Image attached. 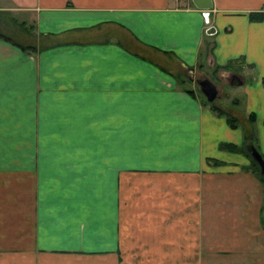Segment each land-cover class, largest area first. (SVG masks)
<instances>
[{"label":"crops","instance_id":"crops-1","mask_svg":"<svg viewBox=\"0 0 264 264\" xmlns=\"http://www.w3.org/2000/svg\"><path fill=\"white\" fill-rule=\"evenodd\" d=\"M210 1L0 0L36 48L0 39V264L245 257L264 232V189L221 148L245 129L167 68L218 69L264 155V18L248 16L264 0ZM239 58L241 72L223 67Z\"/></svg>","mask_w":264,"mask_h":264},{"label":"rangeland","instance_id":"rangeland-1","mask_svg":"<svg viewBox=\"0 0 264 264\" xmlns=\"http://www.w3.org/2000/svg\"><path fill=\"white\" fill-rule=\"evenodd\" d=\"M11 18L16 19L18 22L20 21L19 18L15 17L14 15H12L10 13L0 12V30L2 32L6 31L7 35H9L12 39H14L15 41H17L19 43H23V44L28 43L29 44L31 42V39L28 37L31 36V33L30 32L28 33L26 31L22 30L21 27L19 25H17L16 22L13 21V19H11ZM169 59L172 62L175 61L172 56H169ZM244 66H245V63H243V64L236 63V65L233 66V69L237 72H241L243 70ZM199 69H200L199 66H197V70H199ZM167 72L169 74L173 75L177 85L180 88H182V89H188L189 88L188 89L189 92L194 91L196 93L198 99L204 105H207L210 108H211V105H214L223 111L225 108L230 109V111L233 110L237 114V117H235L233 115L236 118L237 126L240 125L245 129V135L251 134L250 132H253V135H252L253 137H252L251 141L248 140L245 143L244 149L239 150V151L238 150H236V151L232 150V152L233 153H239V154L246 156L250 162L247 167L252 168L253 170L257 169V171H258L259 170L258 165L254 169V166L251 162V159H250L249 154H248L247 149H246L247 145H254L256 147V139H255V131H254V128L252 126L254 121L253 122L250 121V115L245 116L243 114V103H242L243 95H240V92L237 90L233 91L232 86L230 85L229 81L222 79L221 77L218 76V73H219L218 69H213V71H211L210 73L207 72V77L209 79H211V81L217 86V91H218L217 98H215L212 102H209L206 99V97L202 94V92L199 89L198 84L196 83V79H193V77H191L192 79L190 78L191 80L189 79V76H191V74L188 73L185 69H183L181 65L178 64V65H176V67L174 66L173 68L169 66L167 68ZM196 74H200V71L196 72ZM195 77H197V76H195ZM227 113L232 116V114L230 112H227ZM254 118H255V116H254ZM226 150L231 151L230 149H226ZM212 162H211V164H215V165H219V163H221L218 160H215ZM243 169L248 170L258 179V176L255 175V173H253V171H251V169H247L246 167ZM258 172L260 173V171H258ZM263 177H264V175H263ZM258 181H259V179H258ZM260 183H261V181H260ZM261 185L263 186L262 183H261ZM263 189H264V186H263ZM261 220H262V224L264 227V200H263V208H262V212H261ZM247 245H248L249 249H247V252L244 253L245 257L229 259L226 255H230L231 254L230 252L217 251L216 258L214 260H211L212 264H264V232L260 234V232L258 231V233H256L253 236V242L252 243L249 242ZM251 246H253V247H251ZM205 261H207V260H200V264H204Z\"/></svg>","mask_w":264,"mask_h":264},{"label":"trees","instance_id":"trees-1","mask_svg":"<svg viewBox=\"0 0 264 264\" xmlns=\"http://www.w3.org/2000/svg\"><path fill=\"white\" fill-rule=\"evenodd\" d=\"M248 16H249V19L250 20H252V21H259V20H261V19H263L264 18V12H262V11H256V12H250L249 14H248ZM11 19H13V18H11ZM13 21H15L16 22V24L17 25H19L20 27H21V29L22 30H24V31H26V32H31V30H32V27H29V26H26L25 25V23H23V22H18L16 19H13ZM0 39H3V40H6V41H8V42H10V43H12V44H14V45H16V46H18V47H20L21 49H23V50H25V51H34L36 48L33 46V45H31V44H23V43H19V42H17V41H15L14 39H12L9 35H7L6 33H4V32H2L1 30H0ZM242 59H232V60H229V62L225 65V66H223L224 68H226V69H228V68H233V66L234 65H236V63H240V64H242V61H241ZM211 108L214 110V111H216L218 114H220V115H224L225 117H226V121H227V123L229 124V126L230 127H232V128H235L236 126H237V122H236V118L232 115H229L227 112H225V111H223V110H221L220 108H218V107H216V106H214V105H211ZM254 114L252 113V114H250V121L251 122H253L254 121ZM251 134H246L245 135V138H244V143L242 144V146H237V145H235V144H232V143H224V144H222L221 145V148H224V149H230L231 151L232 150H234V151H236V150H242V149H244V147H245V143L248 141V140H252V135H253V132H250ZM250 157V156H249ZM263 157H264V155H263ZM250 159H251V157H250ZM212 161H215V160H209V162H212ZM251 162H252V164H253V166H254V169L256 168V166H257V164L251 159ZM218 163V162H217ZM247 169H251V171H253V173H255V175H257L258 176V179H259V181H261V183L263 184V186H264V177H263V175H261L258 171H257V169H255V170H253L252 168H248V167H246Z\"/></svg>","mask_w":264,"mask_h":264},{"label":"water","instance_id":"water-1","mask_svg":"<svg viewBox=\"0 0 264 264\" xmlns=\"http://www.w3.org/2000/svg\"><path fill=\"white\" fill-rule=\"evenodd\" d=\"M193 3L200 9L206 10L211 7L210 0H193ZM192 79V78H191ZM200 91L206 97L209 102H212L217 97V89L215 85L208 79L203 78L202 80H196ZM236 84H240L241 81L235 79ZM247 152L251 159L258 165L259 171L261 175H264V157L263 155L257 150L254 145H247L246 146Z\"/></svg>","mask_w":264,"mask_h":264},{"label":"flooded vegetation","instance_id":"flooded-vegetation-1","mask_svg":"<svg viewBox=\"0 0 264 264\" xmlns=\"http://www.w3.org/2000/svg\"><path fill=\"white\" fill-rule=\"evenodd\" d=\"M198 80H202V78L200 77V78H197Z\"/></svg>","mask_w":264,"mask_h":264},{"label":"built area","instance_id":"built-area-1","mask_svg":"<svg viewBox=\"0 0 264 264\" xmlns=\"http://www.w3.org/2000/svg\"><path fill=\"white\" fill-rule=\"evenodd\" d=\"M176 1H185V0H176Z\"/></svg>","mask_w":264,"mask_h":264}]
</instances>
